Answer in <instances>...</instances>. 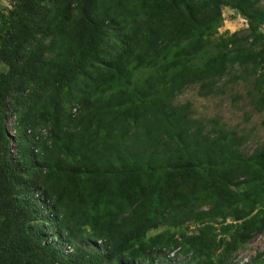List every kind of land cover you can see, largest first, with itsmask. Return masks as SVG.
<instances>
[{"label": "trees", "instance_id": "1", "mask_svg": "<svg viewBox=\"0 0 264 264\" xmlns=\"http://www.w3.org/2000/svg\"><path fill=\"white\" fill-rule=\"evenodd\" d=\"M260 1L0 9V264H133L161 251L188 257L163 264H228L264 232V139L246 154L245 134L216 120L207 128L189 102H174L193 84L210 95L230 76L264 112ZM224 7L246 28L220 33ZM34 195L70 254L43 237ZM263 261L264 250L250 264Z\"/></svg>", "mask_w": 264, "mask_h": 264}, {"label": "rangeland", "instance_id": "2", "mask_svg": "<svg viewBox=\"0 0 264 264\" xmlns=\"http://www.w3.org/2000/svg\"><path fill=\"white\" fill-rule=\"evenodd\" d=\"M260 6L264 8V0L260 1ZM12 7L11 0H0V9L7 12ZM223 20L219 27V32L241 31L246 28V21L236 14L234 10L224 7L222 11ZM0 68L2 64L0 63ZM230 76L222 79L210 95H201L198 84H193L179 93L174 102L176 104L189 102L191 104V116L200 119L207 128L211 125V120H216L226 129H233L239 133L245 134L246 140L241 149L249 154L264 139V112H256L247 96L249 86L241 80L232 81ZM5 125L7 134L10 139V148L14 156L15 136H14V114L6 107ZM36 202L41 207V217L37 219V227L43 234L45 240L50 241L63 250L64 253L70 254L69 246L56 237L54 229H49L50 210L43 200L34 195ZM190 230H193L190 228ZM63 236V234H60ZM76 245L83 246L94 252H104L99 241L79 240ZM264 250V232L257 234L246 244L242 245L234 253L228 264H250V259L257 253ZM169 258V259H168ZM174 261L187 262L188 257L184 254L175 255ZM171 260L163 251L155 255L138 260L133 264H157L165 263ZM123 263V262H122Z\"/></svg>", "mask_w": 264, "mask_h": 264}, {"label": "built area", "instance_id": "3", "mask_svg": "<svg viewBox=\"0 0 264 264\" xmlns=\"http://www.w3.org/2000/svg\"><path fill=\"white\" fill-rule=\"evenodd\" d=\"M73 112H74V110H73ZM41 131H43V130H41ZM27 133H28V134H31V131L28 130ZM35 138H37V137H35ZM33 151H34V152H37V151H38L37 147H34V148H33ZM166 256H168V257L170 256L171 258H174V257H175V251L168 252V253L166 254ZM261 264H264V261H263V263H261Z\"/></svg>", "mask_w": 264, "mask_h": 264}]
</instances>
